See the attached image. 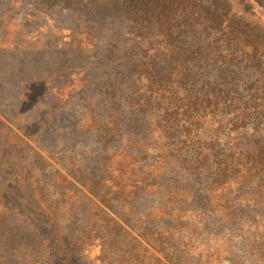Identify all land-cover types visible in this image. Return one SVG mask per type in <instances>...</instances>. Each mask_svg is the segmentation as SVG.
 I'll list each match as a JSON object with an SVG mask.
<instances>
[{
	"label": "trees",
	"instance_id": "trees-1",
	"mask_svg": "<svg viewBox=\"0 0 264 264\" xmlns=\"http://www.w3.org/2000/svg\"><path fill=\"white\" fill-rule=\"evenodd\" d=\"M10 13L19 25L20 18L32 27L42 24L31 34L36 43L30 55L33 63L42 59L44 94L56 93L66 103L89 95L98 82L94 95L104 98L92 100L89 122L104 148L124 136L137 140L132 125L151 134L164 125L192 132L217 123L226 102L230 115L251 113L264 121V0H0V46L8 45L1 57L25 54L22 28L6 42ZM241 90L250 95L248 107ZM130 115L141 125H128ZM7 150L0 144V264H89L82 244L99 228L83 229L82 238L71 242L45 187L26 175V155L10 149L8 157ZM223 156L231 165L236 160L233 153ZM226 161L216 165L218 186H209L218 196L210 193L205 201L225 202L264 174V149L246 153L235 167ZM82 169L75 171L85 186L102 189L103 197L121 191L124 199L120 183L112 194L105 187L109 175L94 181ZM58 178L52 168L49 180L60 185ZM22 202L29 203L27 213L13 206Z\"/></svg>",
	"mask_w": 264,
	"mask_h": 264
},
{
	"label": "rangeland",
	"instance_id": "rangeland-1",
	"mask_svg": "<svg viewBox=\"0 0 264 264\" xmlns=\"http://www.w3.org/2000/svg\"><path fill=\"white\" fill-rule=\"evenodd\" d=\"M15 14L5 18L6 42L13 40L17 27L22 28L25 54L0 55V144L8 149V157L19 151L26 155V175L45 187L62 227H68L67 234L73 237L71 242L82 238L83 229L99 228L83 242V260L89 264H99V257L104 259L102 264H264V174L255 177L247 191L242 188L225 202L205 201L214 193L209 186H218L213 185L218 184L216 165L222 167L223 155L235 154L233 165L226 161L231 168L246 153L264 149V121L251 113L245 118L239 111L230 115L226 102L217 123L192 132L164 130V125L151 134L132 125L130 135L137 140L124 136L104 148L96 142L89 122L92 100L104 98L94 95L98 82L91 83L95 87L90 96H74L66 103L56 93L44 94V86L39 85L46 78L42 59L33 63L30 55L36 43L31 34L42 24L32 27L20 18L19 25L13 22ZM5 46H0V52ZM240 96L248 107L250 95L241 90ZM95 112L102 111L96 107ZM129 117L128 125H141L134 115ZM77 166L94 181L109 175L111 182L105 187L120 183L124 199L114 188V194L103 197L102 189L85 186ZM52 168L60 185L49 180ZM135 182L139 194L131 200L128 193ZM25 194L31 198L27 186ZM28 205L13 206L22 214L28 212Z\"/></svg>",
	"mask_w": 264,
	"mask_h": 264
}]
</instances>
